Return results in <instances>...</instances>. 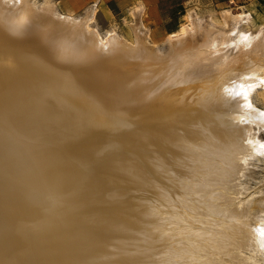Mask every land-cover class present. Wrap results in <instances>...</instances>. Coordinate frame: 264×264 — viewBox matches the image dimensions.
<instances>
[{
  "label": "bare ground",
  "instance_id": "obj_1",
  "mask_svg": "<svg viewBox=\"0 0 264 264\" xmlns=\"http://www.w3.org/2000/svg\"><path fill=\"white\" fill-rule=\"evenodd\" d=\"M94 12L0 0V264H260L264 30L191 17L160 49L141 7L131 39Z\"/></svg>",
  "mask_w": 264,
  "mask_h": 264
},
{
  "label": "rangeland",
  "instance_id": "obj_2",
  "mask_svg": "<svg viewBox=\"0 0 264 264\" xmlns=\"http://www.w3.org/2000/svg\"><path fill=\"white\" fill-rule=\"evenodd\" d=\"M34 1L37 4L53 3L61 13L77 18L95 7L89 25L97 30L103 40L111 34L131 39V24L136 19L134 11L141 7L143 14L137 15V19L145 24L149 39L160 49L166 47L167 36L181 31L189 24L191 17H198L205 22L215 20L224 23L226 13L244 14L247 17L242 21L230 22V28L236 29V36L240 31L256 35L259 30H264V0H155L157 6L154 10L146 0H90L80 6H72L68 0ZM253 101L264 108V85L253 93ZM254 134L264 141V129H257ZM240 181L244 185L243 198H264V152L249 158L248 167ZM258 257L259 263L264 264V257Z\"/></svg>",
  "mask_w": 264,
  "mask_h": 264
},
{
  "label": "crops",
  "instance_id": "obj_3",
  "mask_svg": "<svg viewBox=\"0 0 264 264\" xmlns=\"http://www.w3.org/2000/svg\"><path fill=\"white\" fill-rule=\"evenodd\" d=\"M86 1H90V0H68V2H70V5H72V6H80V5H83ZM146 1L149 2V6L152 7L153 10L156 9V6L157 5H156V1L155 0H146Z\"/></svg>",
  "mask_w": 264,
  "mask_h": 264
},
{
  "label": "snow or ice",
  "instance_id": "obj_4",
  "mask_svg": "<svg viewBox=\"0 0 264 264\" xmlns=\"http://www.w3.org/2000/svg\"><path fill=\"white\" fill-rule=\"evenodd\" d=\"M236 95H242L241 93H237Z\"/></svg>",
  "mask_w": 264,
  "mask_h": 264
}]
</instances>
